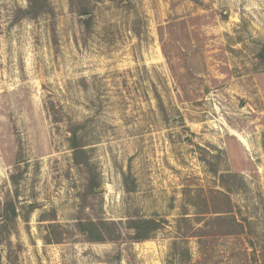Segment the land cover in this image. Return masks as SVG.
<instances>
[{
  "label": "rangeland",
  "instance_id": "rangeland-1",
  "mask_svg": "<svg viewBox=\"0 0 264 264\" xmlns=\"http://www.w3.org/2000/svg\"><path fill=\"white\" fill-rule=\"evenodd\" d=\"M48 2L0 0V264H264V0Z\"/></svg>",
  "mask_w": 264,
  "mask_h": 264
},
{
  "label": "trees",
  "instance_id": "trees-1",
  "mask_svg": "<svg viewBox=\"0 0 264 264\" xmlns=\"http://www.w3.org/2000/svg\"><path fill=\"white\" fill-rule=\"evenodd\" d=\"M90 0H82L81 2V13L87 15L91 13L90 8L87 5V2ZM50 11V6L48 0H29V8L26 11L27 16L36 17L40 14ZM91 23V21L89 22ZM91 26V25H90ZM77 128V127H76ZM74 128L72 130L73 137H71V146L75 150V159L79 160V156L83 152V149H80L81 144L77 136V130ZM159 222L156 219H133L130 221V228L134 231V238L137 240H144L150 237V234L159 228ZM81 229L83 232H92L90 226L81 224ZM89 232V237L95 241H102L103 236L101 233L95 236L93 233Z\"/></svg>",
  "mask_w": 264,
  "mask_h": 264
}]
</instances>
